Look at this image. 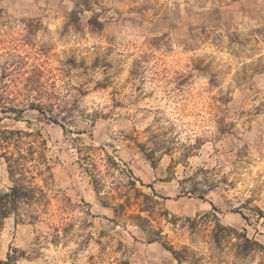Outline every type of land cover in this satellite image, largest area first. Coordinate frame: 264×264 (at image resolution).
<instances>
[{
	"label": "clouds",
	"instance_id": "1",
	"mask_svg": "<svg viewBox=\"0 0 264 264\" xmlns=\"http://www.w3.org/2000/svg\"><path fill=\"white\" fill-rule=\"evenodd\" d=\"M5 137L0 264H264V0H0Z\"/></svg>",
	"mask_w": 264,
	"mask_h": 264
},
{
	"label": "rangeland",
	"instance_id": "2",
	"mask_svg": "<svg viewBox=\"0 0 264 264\" xmlns=\"http://www.w3.org/2000/svg\"><path fill=\"white\" fill-rule=\"evenodd\" d=\"M176 55L174 54H169L167 55L168 59H171L172 56ZM48 59L52 60L53 58L51 56L48 57ZM47 67V66H45ZM12 141L9 143H4V142H0L2 144H7L9 145V147H15V139H11ZM144 199V197L140 194H136L135 196L132 197V199L127 203L126 205V209L125 211L128 214H143L144 213V209L141 205V201ZM55 203V201H53V204ZM166 218L164 216H160L159 219L157 220L156 217L153 218V223H159L160 221H164Z\"/></svg>",
	"mask_w": 264,
	"mask_h": 264
},
{
	"label": "trees",
	"instance_id": "3",
	"mask_svg": "<svg viewBox=\"0 0 264 264\" xmlns=\"http://www.w3.org/2000/svg\"><path fill=\"white\" fill-rule=\"evenodd\" d=\"M11 139H13V138L5 137L2 142L9 143L12 141Z\"/></svg>",
	"mask_w": 264,
	"mask_h": 264
}]
</instances>
